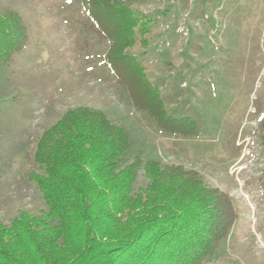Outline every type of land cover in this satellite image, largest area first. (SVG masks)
Masks as SVG:
<instances>
[{"label":"rangeland","instance_id":"rangeland-1","mask_svg":"<svg viewBox=\"0 0 264 264\" xmlns=\"http://www.w3.org/2000/svg\"><path fill=\"white\" fill-rule=\"evenodd\" d=\"M124 1L151 19L145 55L139 43L128 52L141 59L166 111L188 117L196 133L171 136L132 101L105 60L109 41L86 0H0V11H18L28 33L0 69V221L46 208L28 178L39 171L36 141L68 109L89 106L126 130L128 161L183 164L232 197L239 216L231 235L202 264H264V0ZM144 183L140 170L134 188Z\"/></svg>","mask_w":264,"mask_h":264},{"label":"trees","instance_id":"trees-1","mask_svg":"<svg viewBox=\"0 0 264 264\" xmlns=\"http://www.w3.org/2000/svg\"><path fill=\"white\" fill-rule=\"evenodd\" d=\"M86 1L109 41L105 60L132 101L169 135H194L195 123L166 111L141 59L128 52L139 43L145 55L151 19L124 0ZM27 39L19 12L0 11V67ZM260 128L264 144V114ZM130 146L126 130L98 108L72 107L47 127L33 154L39 171L28 174L46 208L0 221V264H202L231 235L239 216L232 197L183 164L128 161ZM140 170L145 183L135 189ZM261 186L264 194V178Z\"/></svg>","mask_w":264,"mask_h":264},{"label":"crops","instance_id":"crops-1","mask_svg":"<svg viewBox=\"0 0 264 264\" xmlns=\"http://www.w3.org/2000/svg\"><path fill=\"white\" fill-rule=\"evenodd\" d=\"M105 39H107L106 37H105ZM14 58V57H13ZM13 62V60L10 62V63H12ZM0 69H2V67L0 68ZM56 91L54 90V92H53V94L55 93ZM111 119V118H110ZM113 123H115V121H112ZM117 124V123H116Z\"/></svg>","mask_w":264,"mask_h":264},{"label":"snow or ice","instance_id":"snow-or-ice-1","mask_svg":"<svg viewBox=\"0 0 264 264\" xmlns=\"http://www.w3.org/2000/svg\"><path fill=\"white\" fill-rule=\"evenodd\" d=\"M69 2H71V0H69Z\"/></svg>","mask_w":264,"mask_h":264}]
</instances>
